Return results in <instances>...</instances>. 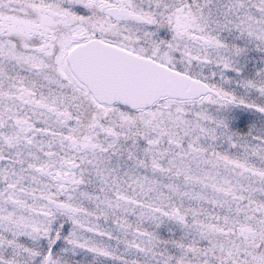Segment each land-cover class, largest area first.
Returning <instances> with one entry per match:
<instances>
[{
  "label": "snow or ice",
  "instance_id": "6c2138e0",
  "mask_svg": "<svg viewBox=\"0 0 264 264\" xmlns=\"http://www.w3.org/2000/svg\"><path fill=\"white\" fill-rule=\"evenodd\" d=\"M0 264H264V0H0Z\"/></svg>",
  "mask_w": 264,
  "mask_h": 264
}]
</instances>
